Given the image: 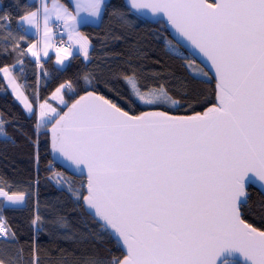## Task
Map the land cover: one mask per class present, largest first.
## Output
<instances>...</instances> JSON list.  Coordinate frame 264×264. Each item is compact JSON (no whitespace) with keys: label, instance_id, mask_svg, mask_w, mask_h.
<instances>
[{"label":"snow or ice","instance_id":"6c2138e0","mask_svg":"<svg viewBox=\"0 0 264 264\" xmlns=\"http://www.w3.org/2000/svg\"><path fill=\"white\" fill-rule=\"evenodd\" d=\"M131 8L163 13L211 61L218 105L191 117L130 116L89 93L56 121L53 148L88 170L87 195L80 198L127 250L111 264H264V231L241 218L247 186L264 189V0H131ZM85 9L99 18L107 5L87 0ZM40 11L28 12L21 22L39 31ZM42 11L47 56L51 17L66 26L76 17L58 2L51 8L44 4ZM7 19L0 15V21ZM74 36L87 58V40L78 32ZM36 47L28 51L39 58ZM56 55L63 63L71 52L58 48ZM134 80L125 76L143 103L171 99L163 85L141 92ZM65 86L57 88V96ZM40 108L44 119L50 106ZM0 197L3 208L23 202L25 193L10 195L0 188ZM38 221L39 215L33 225ZM59 222L66 226L62 217ZM0 238L15 239L3 221ZM22 255L20 249L14 259L0 258V264H20ZM29 264H40L35 246ZM84 264L99 262L88 258Z\"/></svg>","mask_w":264,"mask_h":264},{"label":"trees","instance_id":"16d2710c","mask_svg":"<svg viewBox=\"0 0 264 264\" xmlns=\"http://www.w3.org/2000/svg\"><path fill=\"white\" fill-rule=\"evenodd\" d=\"M56 1L70 8L68 0ZM105 5L98 26L86 25L79 30L91 45L87 60L73 56L66 67L58 69L52 58L37 65L21 54L30 40L18 21L37 8V0H0V15L10 18L0 21V69L10 71L34 110L30 116L24 113L0 75L4 135L0 137V188L10 195L25 193L21 206L0 208L3 223L15 233L11 243L0 240V258L14 259L23 249L20 264H29L34 246L39 250L40 264H84L88 258L111 264L124 257L112 235L85 213L80 198L85 195L84 178L72 177L51 160L47 127L37 126L39 103L50 105L60 115L76 99L93 93L132 116L143 112L192 116L214 105L213 80L190 57L166 49L163 37L167 31L161 22L141 20L124 0H107ZM197 72L202 77H197ZM125 76H134L141 92L163 85L171 100L178 103L175 108L165 102L144 106ZM61 85H66L62 92L64 108L50 100ZM247 191L241 218L264 231V197L252 187ZM37 215L40 221L33 225ZM61 217L66 226H61Z\"/></svg>","mask_w":264,"mask_h":264},{"label":"crops","instance_id":"0c3cea01","mask_svg":"<svg viewBox=\"0 0 264 264\" xmlns=\"http://www.w3.org/2000/svg\"><path fill=\"white\" fill-rule=\"evenodd\" d=\"M68 1H69V4H70V8H67L65 5L61 4L60 2H58L56 0H37V8L36 9H38V8L41 9L40 14H39V22H40V29H39V31H37L34 26L28 25L27 22H21L20 19L18 21V27L20 28V30L22 31V33L30 40V42L26 46L25 54H26V56L32 62L36 63L37 65H40L42 62H45L49 58H52L55 67H57L58 69H63L67 65V63H68V61H69V59L71 57H73V56H80L83 60H87V58L89 56V53H90V50H91V45H90L89 41L80 33L79 30H80V28L82 26H86V25H89V26H98L99 25L98 22H100L101 17H99V18L98 17H95V16L91 15L85 9V6L87 4V0H68ZM106 1L107 0H104V4L106 3ZM57 2L60 5H63L64 7H66L68 9V11L72 15H74L76 17L75 21H70L67 26L65 25V23H64L63 20H57L55 18V15H53L51 17V19L49 20V25L48 26L51 29V41H50L51 44L53 42V29H52V26L56 22H61V23L64 24L65 36H66L67 42L70 45L69 52H71V55H69L66 59H64V62L63 63H59L58 62L57 55L53 51V48L52 47H50V48L47 49L48 55L47 56L44 55V44H43V40H44V37H43L44 27H43V11H42V9H43V5L44 4H47L51 8ZM77 5H80L81 7L78 9L77 8ZM36 9L33 10V11H36ZM97 23H98V25H96ZM76 32H78L82 37H84L87 40V50H88L87 58L85 57L84 52L81 50L80 45L75 42L74 33H76ZM70 37H72V38H70ZM32 45H36L37 46L34 50H36V51L39 52V58L33 57L31 55V52L28 51V49L30 47H32ZM0 75L2 76V78H3V80H4L5 84H6V86L8 88V90L13 95V97L15 98V100L17 101V103L21 106V108L24 111V113L26 115L30 116L33 113L34 110L33 111H29L28 108L26 107V103L28 105H30V104H29L28 100L26 99V97L23 95V93L20 90L19 86L13 80V78H12V76L10 74V71L8 70L7 73L0 72ZM51 98L52 97H50V99ZM56 105H58V106L61 107V105H59L58 103ZM38 111H39V109H38ZM37 116H36L37 117V123L39 124V115L37 114ZM3 136L4 135H3V132H2V126L0 124V137L2 138ZM4 199L5 198L0 197V200H3L4 201ZM21 203L16 204V205H12L11 202H8L5 205H7V206H21Z\"/></svg>","mask_w":264,"mask_h":264},{"label":"water","instance_id":"95a60500","mask_svg":"<svg viewBox=\"0 0 264 264\" xmlns=\"http://www.w3.org/2000/svg\"><path fill=\"white\" fill-rule=\"evenodd\" d=\"M124 2L126 4L127 8L129 9V11L132 14H134L135 16H137L138 18H140L141 20H143V21H145V22H147L149 24H154V23H157V22H161L166 27V31H167V34H168L169 38L177 46H179L181 49H183L184 52H186V54L194 62H196L209 75V77L213 80V82L215 84V87H214V105L213 106L218 105V100H217L218 78H217V74H216V69L212 65L211 61L208 60V58L206 56H204V54L201 53L198 48H196L194 45H192V43L189 40H187L186 37L182 36L172 26V24L168 21L167 17L163 13H153L151 11V9H133V8H131V0H124ZM207 2L208 3H215V2H217V0H207ZM93 95L97 96L95 94H93ZM87 96H88V94L83 95L81 97H87ZM81 97L76 99L72 104H74L77 100H80ZM72 104L69 105L64 110V112L59 115V117L64 115L65 113H67L69 108L72 106ZM213 106H211V107H213ZM207 110H205L204 112H206ZM204 112H202L201 114H203ZM143 113H145V112H143ZM143 113H141L140 115H142ZM140 115H138V116H140ZM167 115L171 116V117H191V116H174V115H169V114H167ZM130 116H132V115H130ZM192 116H195V115H192ZM59 117L56 118L54 120V122L46 129V133L48 135V152H49L50 158H51V160L53 161V163L55 165H57L61 170L65 171L66 173H68L72 177L84 178V180H85L84 193H85V195H87V183H88V170H87V168L84 165H76L73 161L69 160L62 153H60L59 151H57L56 149L53 148V128L55 127L56 121L59 119ZM249 187H252V188L256 189L264 197V189H261L259 184L248 185L247 189ZM81 204H82V207H83L85 213L90 218H92L97 224H99L101 226V224L103 222L99 221L98 217L94 218V216L91 214L93 210L87 209L85 207V204H84L83 200L81 201ZM107 231L110 233L112 230L108 229ZM112 238L119 245L120 251L125 256L127 254V250L123 246L122 241H118L117 238L115 236H113V235H112Z\"/></svg>","mask_w":264,"mask_h":264},{"label":"rangeland","instance_id":"374dc122","mask_svg":"<svg viewBox=\"0 0 264 264\" xmlns=\"http://www.w3.org/2000/svg\"><path fill=\"white\" fill-rule=\"evenodd\" d=\"M99 23V22H98ZM98 23L96 24V25H98ZM163 43L165 44V46H166V49L169 51V52H171V53H173V54H175V55H177V56H180V57H183V58H187V59H189V56L186 54V52H184V50L183 49H181L179 46H177L170 38H169V36H168V34L167 35H164V37H163ZM192 64V63H191ZM66 67V66H65ZM194 69H192V71H193ZM196 70V69H195ZM196 76L197 77H202L201 76V74L200 73H196ZM134 82V81H133ZM129 85H130V83H129ZM130 88H131V90L133 91V93L135 92V89L133 88V87H131L130 86ZM63 90H64V88L63 89H61V92H60V94H59V96H57L56 95V92L52 95V96H50V97H52L50 100H52L55 104H59V105H61V107L60 106H58V107H60V108H64V107H66V103H65V101L63 100V102H61V99H60V97H62V92H63ZM169 97L171 98V96L169 95ZM141 101V100H140ZM142 102V101H141ZM162 102H165V103H168L170 106H171V108H175V106H176V103L175 104H173L172 103V100L171 99H169V100H161L159 103H161L162 104ZM41 104H44V103H39L38 105H37V108H36V116H37V114L39 115V124L37 125L39 128H41V129H43V128H48L53 122H54V120L56 119V118H58L59 117V113H58V111L56 110V112H52L50 109H52L53 107H50V109L48 110V115L46 116V117H44V119H41L40 118V111H41V108H40V105ZM142 104L144 105V106H155V105H148V104H145V103H143L142 102ZM38 109H39V111H38ZM66 109V108H65ZM38 117V116H37Z\"/></svg>","mask_w":264,"mask_h":264},{"label":"built area","instance_id":"2783aa9c","mask_svg":"<svg viewBox=\"0 0 264 264\" xmlns=\"http://www.w3.org/2000/svg\"><path fill=\"white\" fill-rule=\"evenodd\" d=\"M53 42H52V48L53 51L56 53V50L58 48H66L70 50V45L66 40L65 36V30H64V24L61 22H56L53 26ZM0 221H3V219L0 217ZM0 240H4L0 238Z\"/></svg>","mask_w":264,"mask_h":264}]
</instances>
